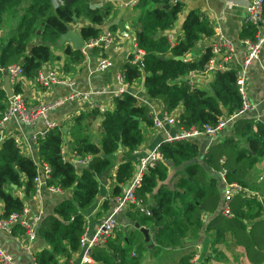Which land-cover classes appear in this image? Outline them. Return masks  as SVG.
I'll use <instances>...</instances> for the list:
<instances>
[{
  "label": "trees",
  "instance_id": "trees-1",
  "mask_svg": "<svg viewBox=\"0 0 264 264\" xmlns=\"http://www.w3.org/2000/svg\"><path fill=\"white\" fill-rule=\"evenodd\" d=\"M187 1L192 0H138L135 9L140 13L131 19L130 27L136 50L144 54L140 66L132 53L123 75L129 86L143 81L148 96L162 101L167 114L176 115L178 126L189 130L216 126L220 119L232 116L241 107L242 97L236 86L237 68L216 72L206 89L192 86L189 81H179L205 70L212 56L211 49L198 60L186 59L202 37L215 35L206 13L195 9L187 14L181 36L174 42L170 40L168 32L186 11ZM112 10L111 5L92 8L89 0H75L70 4H65V0H0V121L9 102L2 89L4 71L20 66L25 79H38L45 65L59 58L54 48L70 31L74 17L87 21L80 29V36L89 42L107 30ZM117 28L108 27V31ZM258 32L259 28L248 22L241 38L255 40ZM64 53L69 56L65 63L68 70H74L84 57L81 50L72 49L68 44ZM177 57L184 60L179 61ZM13 90L15 94L22 92L19 83L14 84ZM100 120L101 126L95 130ZM141 123L148 128L154 126L151 108L141 105L134 95L125 91L115 98L113 111L94 109L79 115L70 127L71 151L77 159L90 157L88 165L77 166L74 161L64 160L61 127L48 130L38 140L40 161L50 168L46 186L60 188L63 195L55 212L41 219L38 234L44 247L34 256L35 264H73V254L80 250V239L88 226L86 211L94 206L100 192L98 177L112 167L111 157L120 146L128 157L142 147ZM229 126H232L230 135L211 146L202 161L197 160L200 148L196 142L160 145L163 162L144 174L135 191L137 199L148 206L150 215L133 205L126 213L131 225L126 230L115 228V235L104 246L92 249V264H142L137 253L146 252L148 257L158 258L182 248L186 241L196 244L203 231L211 234L212 247L231 233L246 248L251 262H254L250 257L252 250L255 255H264V247L261 249L264 184L250 174L258 163L264 162V122L242 117ZM134 171L130 160L118 166L114 197L120 196ZM223 171H226L227 183H237L250 192L247 196H236L231 203L232 217L225 222L220 212L223 193L218 176ZM38 174V164L22 152L15 137L1 140L0 129L2 220L24 212L25 199L34 196ZM110 207L106 202L102 210ZM136 224L149 229L151 241L137 244L134 253L133 237L139 232ZM243 238H246L244 242ZM189 251L177 264H194L195 253Z\"/></svg>",
  "mask_w": 264,
  "mask_h": 264
},
{
  "label": "crops",
  "instance_id": "crops-1",
  "mask_svg": "<svg viewBox=\"0 0 264 264\" xmlns=\"http://www.w3.org/2000/svg\"><path fill=\"white\" fill-rule=\"evenodd\" d=\"M133 0H89L92 8H103L105 5H111L113 10L110 19L107 24V30L104 32L109 33L113 37V43L110 48L104 52L99 48H83V60L80 64H77L74 70H68L65 67V63L69 60V56L64 53V48L68 43H64L60 40L59 44L54 48V54L59 57L57 60L46 64V74H55L58 80L65 81L68 84L60 85L57 83H51L49 86H44L38 79L28 80L24 77L18 80L21 86V95L23 96L26 104L30 107H37L45 104H51L58 101H63L61 105L57 106L48 114L47 120L54 123L57 127L67 128L68 132L70 127L74 124L75 119L81 114H87L94 109L100 112L113 111L115 107V98L121 95L119 93L121 86L117 80L118 75L124 71V67L129 60L132 53H135L136 61L140 62L143 52H138L135 45V35L130 27V21L133 17L139 15V11L135 9V6H128ZM252 0H192L187 1L186 11L181 13L176 21L174 28L168 32V36L171 41H175L182 34V27L187 14L191 10L200 9L206 13L209 17L211 25L214 28L215 34L217 28L233 41L235 45V53L233 56L232 64L239 71H243L247 78V94L250 101L255 106V111L248 116L264 122V42L260 52V57L257 62L244 68V59L246 54V48L243 45L241 38L242 30L246 23H248V6ZM118 20V28L116 31H108V26L111 22ZM84 24H88L87 21H74L71 24L70 31L80 35V29ZM69 31V32H70ZM260 35L264 39V20L259 27ZM4 35V34H3ZM7 35L11 34L7 32ZM2 36V33H0ZM215 35L213 37H202L197 43L194 51L188 57L189 60H198L204 53L210 49V46L215 41ZM72 49L74 46L68 44ZM103 57H108L113 62V67L101 72L98 71V65ZM187 60V59H186ZM8 75V71L3 72L2 86L5 76ZM190 76L187 77L189 79ZM214 80V74H204L201 71L192 73V78L189 80L192 82V86H196L200 89H206L210 83ZM14 89V83H12ZM129 93L134 95L141 105H148L151 108L152 115L154 117L153 127H144V142L142 147L134 153L133 156L128 157L124 154L125 149L122 147L115 155L111 157L112 167L106 173L98 177L100 185V192L96 199L94 206L86 211L87 218V231L90 235L95 232L96 226L100 221L105 218L111 210H102L104 203L114 202L117 197L113 196V188L116 186V170L120 164L130 160L134 165V176L132 179L123 186L122 193L126 190L134 181L136 174L140 167L142 158L151 153L154 149L160 147L163 142H166L167 136L175 135L179 132L178 126L163 124V128H158L155 122L158 120L163 121L166 115V109L162 101L151 99L144 86V82H136L126 89ZM88 94L87 100L83 99H70L74 94ZM101 126V120L94 127L97 130ZM48 132L46 121L39 120L33 125H22L16 119H13L6 123L1 131V140L8 137H15L19 140V146L22 152L32 158L39 166L41 171V161L38 153V140ZM66 135V143H64L63 153L67 160L72 161L75 159L73 152L71 151L69 142L70 135ZM232 132V126H227L222 130L214 141H210L206 137L197 139L196 143L199 145L200 153L197 157L198 161H202L207 150L216 143L222 142ZM96 133V132H94ZM97 141V138L95 139ZM90 160V159H89ZM79 165V166H86ZM170 174H173L172 166H169ZM260 172L252 169L250 174L254 172ZM219 176V175H218ZM171 177V176H170ZM223 193V185L220 184ZM122 193L120 195H122ZM22 196L21 193H19ZM258 196V195H257ZM62 195L50 192L47 187L42 189L41 200H35V198H26L25 205L29 209L28 216H38L41 219L47 215L53 214L57 203L60 202ZM3 212V203L0 201V220ZM126 213L119 214L118 227L126 230L131 225ZM224 218L223 221H227ZM136 228V227H135ZM141 228H146L142 226ZM147 229V228H146ZM149 231V229H147ZM23 230L19 226L13 228L11 234H7L0 230V246L4 249L14 260L16 264H34L33 258L40 251L43 246V242L38 237L35 244L28 243L23 235ZM141 235V231L136 232ZM136 239V243H142L151 241L150 233L149 237L143 235L142 239ZM210 233L203 231L200 233V240L198 239L196 244L201 247L200 251L196 250V244L191 245L190 241H186L185 245L177 249L175 252H194L200 253L197 262L199 264H264V255H255V251H251L250 257L254 258V262L250 261L247 255L246 248L243 245H239L238 240L235 239L231 233L225 236V239L217 242L213 247L211 244ZM260 236V234H258ZM246 238H243V242ZM190 246V247H189ZM264 247L262 244L261 249ZM197 252V253H196ZM83 250H79L73 254L72 263H83ZM198 256V255H197ZM181 257V256H180ZM179 257V258H180ZM178 258V259H179ZM208 258L210 261H208ZM35 260V258H34ZM65 257L61 259L63 263Z\"/></svg>",
  "mask_w": 264,
  "mask_h": 264
},
{
  "label": "built area",
  "instance_id": "built-area-1",
  "mask_svg": "<svg viewBox=\"0 0 264 264\" xmlns=\"http://www.w3.org/2000/svg\"><path fill=\"white\" fill-rule=\"evenodd\" d=\"M138 3V0H133L128 6H135ZM248 22L257 26H261V22L264 20V0H252L248 8ZM215 41L210 46L212 56L208 63L205 66L204 74L213 75L219 71H225L228 69L236 68L232 64L233 56L235 53V45L231 39H229L220 28H217L215 34ZM174 42V41H172ZM264 39L260 35H257L255 40L245 39L243 45L246 48V54L244 59V68H248L255 62L259 60L260 52L262 49ZM113 43V37L109 33H102L98 38L92 39L89 42H85L84 48L93 49L99 48L102 51L106 52ZM138 52H141L137 50ZM189 60V58H187ZM137 62V61H136ZM113 67V62L108 59V57H103L98 65V71L104 72ZM8 75L10 76L11 84L18 83V80L23 78V70L20 66H13L8 69ZM192 78V73L189 75ZM39 80L44 86H49L51 83H57L60 85L68 84L65 81H60L57 79L55 74H50L44 76L41 73ZM121 89L119 93L127 91L129 86L125 80L123 72L118 75L117 78ZM190 82V81H189ZM192 85V82H190ZM247 78L243 71L237 73L236 86L242 97L241 107L232 115L226 116L220 119L219 123L216 126L207 125L204 128L192 127L189 130L179 128V132L172 136H167L166 142H181V141H191L196 142L197 139L201 137H206L210 141H214L218 134L224 130L227 126L234 123L239 118L248 117L255 111V106L250 101L247 94ZM89 97L88 94L76 93L70 97V99H83L87 100ZM7 108L2 116L0 121V129L2 131L3 127L7 122L16 119L22 125H33L39 120L46 121L48 130H51L57 127L54 123L47 120L48 114L54 110L57 106L61 105L63 101L54 102L51 104H45L37 107H30L26 104L23 96L21 94H15L13 97L8 98ZM167 123L169 125L178 126L177 117L173 114H167L164 116L163 121L158 120L155 122V125L158 128H163V124ZM179 127V126H178ZM19 144L18 138H15ZM64 155V153H63ZM90 157L85 159H77L75 157L74 161L77 166L85 165L89 163ZM64 160H67L64 156ZM160 162H163L161 153L159 149H154L151 153L142 158L140 162L139 170L136 174V177L132 184L124 190L122 195L118 196L115 199L116 206L111 210L109 215L103 218L100 223L96 226L95 232L90 235L88 231L84 232L80 239V250H83V263L82 264H92L93 259L91 258L90 251L96 247L104 246L108 239L114 235L115 228L118 225V216L119 214L128 212L132 210V206L135 205L140 212L150 215V210L147 205H143L136 197V189L140 185L143 176L149 169L155 168L156 165ZM39 168V166H38ZM35 179V200H41L42 189L46 186V180L49 178L50 168L46 164H41V171ZM226 171H223L219 174V180L223 185V204L221 206V214L225 218L232 217L231 203L235 200L236 196L242 195L247 196L250 192L238 185L237 183H227ZM47 189L55 194L63 195V191L60 188L47 187ZM28 207H25L22 214H13L6 220H0V230L7 234H11L15 226H20L23 230V235L25 240L30 244H35L39 237V226L41 223V218L38 216H28L29 214ZM200 249V246H198ZM197 254H195L194 264H199ZM34 264L35 260L32 259ZM0 264H16L13 258L0 246Z\"/></svg>",
  "mask_w": 264,
  "mask_h": 264
},
{
  "label": "water",
  "instance_id": "water-1",
  "mask_svg": "<svg viewBox=\"0 0 264 264\" xmlns=\"http://www.w3.org/2000/svg\"><path fill=\"white\" fill-rule=\"evenodd\" d=\"M73 1H75V0H65V4H70ZM74 21H77V19L75 17H74ZM116 25H118V20L111 22V24L108 27L110 28V27L116 26ZM61 41L64 43L72 44L74 46V49H76V50H82L85 46V42L82 39V37L77 33H73L72 31L65 34L61 38ZM176 59L179 61L184 60L183 57H177ZM138 64L141 66V62H138ZM43 75L44 76L47 75L46 74V67L43 68ZM179 81L188 82L189 79L181 78ZM172 83L174 84V83H176V81H173ZM2 89L5 91L7 98L13 97L14 90L12 88V84H11L9 75L5 76ZM135 119H138V118L135 117ZM141 125H143V124L141 123ZM61 130L63 132V140L66 143V141H67L66 135H67L68 129L67 128H61ZM120 148H122V146H120ZM14 188H16V187L14 186ZM111 206L114 209L116 206V202L115 201L111 202ZM135 227H136V229L140 230L145 237H147V238L149 237V231L146 228H141L139 224H136Z\"/></svg>",
  "mask_w": 264,
  "mask_h": 264
},
{
  "label": "rangeland",
  "instance_id": "rangeland-1",
  "mask_svg": "<svg viewBox=\"0 0 264 264\" xmlns=\"http://www.w3.org/2000/svg\"><path fill=\"white\" fill-rule=\"evenodd\" d=\"M254 170H258L260 172H254L253 174H251L253 176L254 179H259L263 182L264 184V162H260L258 163L254 168ZM257 196V195H256ZM119 227L117 226L116 229H118ZM136 234V233H135ZM115 235V233H114ZM113 235V236H114ZM137 239H142V236L137 233L136 234ZM133 247H134V253H136V247H137V243H136V239L135 236L133 237ZM196 250L200 251V249L198 248L199 244H196ZM197 253V252H196ZM138 257L140 258V262L142 264H177L178 258L180 256H182V252H168V253H164L161 256H159L158 258L155 257H148L146 252H142V253H137ZM134 255V254H133ZM200 258V253L197 254ZM194 261L196 262L195 258L192 259V263H194Z\"/></svg>",
  "mask_w": 264,
  "mask_h": 264
}]
</instances>
